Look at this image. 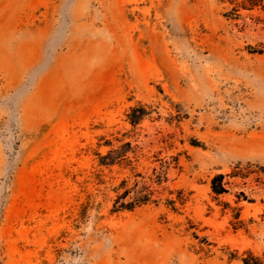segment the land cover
<instances>
[{"label":"rangeland","instance_id":"374dc122","mask_svg":"<svg viewBox=\"0 0 264 264\" xmlns=\"http://www.w3.org/2000/svg\"><path fill=\"white\" fill-rule=\"evenodd\" d=\"M240 2L0 0V264L264 260V10Z\"/></svg>","mask_w":264,"mask_h":264},{"label":"trees","instance_id":"16d2710c","mask_svg":"<svg viewBox=\"0 0 264 264\" xmlns=\"http://www.w3.org/2000/svg\"><path fill=\"white\" fill-rule=\"evenodd\" d=\"M263 0H241L240 3L236 4L237 6H241L245 9H252L253 7L259 5L264 10V4H262ZM124 146H129V143H125ZM112 151H108L106 155L100 157L101 164H108L106 159L111 156ZM111 163V162H110ZM222 175H216L213 177L211 181V189L214 193L220 194L224 192L223 187L221 186ZM122 195L126 196V191L122 193ZM146 196L144 197H134L130 201L119 203L118 207L130 209L136 202H143L146 200ZM264 241V238H263ZM241 264H264V260L261 256L254 254L251 250L247 249L243 251L242 257L240 258Z\"/></svg>","mask_w":264,"mask_h":264}]
</instances>
